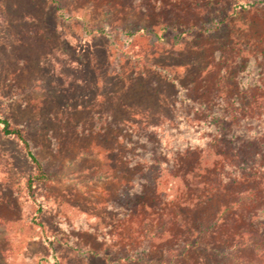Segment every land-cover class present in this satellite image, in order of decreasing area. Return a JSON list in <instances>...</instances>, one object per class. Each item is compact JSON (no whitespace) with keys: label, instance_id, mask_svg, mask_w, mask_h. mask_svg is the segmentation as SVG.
<instances>
[{"label":"rangeland","instance_id":"obj_1","mask_svg":"<svg viewBox=\"0 0 264 264\" xmlns=\"http://www.w3.org/2000/svg\"><path fill=\"white\" fill-rule=\"evenodd\" d=\"M148 80L172 96L207 85L191 94L204 107L199 128L182 125L194 112L186 92L173 111L142 93ZM0 105L47 175L30 196L37 169L0 125V264H137L126 257L148 241L144 223L130 220L138 183L150 189L148 206L171 201L148 208L157 242L192 237L195 264H264L263 181L215 190L209 168L186 188L172 172L178 141L209 139L221 107L237 115L241 165L264 149V0H0ZM167 117L183 132L177 140L166 138ZM156 133L170 162L149 171L142 159L156 151Z\"/></svg>","mask_w":264,"mask_h":264},{"label":"trees","instance_id":"obj_2","mask_svg":"<svg viewBox=\"0 0 264 264\" xmlns=\"http://www.w3.org/2000/svg\"><path fill=\"white\" fill-rule=\"evenodd\" d=\"M103 33L106 32L105 30H101ZM132 34V33H129ZM135 73V72H134ZM145 72H141V76H144ZM139 76L136 73L134 74L133 79H141L142 77ZM141 77V78H140ZM194 86V87H193ZM154 83L152 81L147 82V85H144V87H141L142 93H148V97L150 98H157L158 104L161 106H171L173 108V111H175L176 106H178L181 101H183L184 98L181 94L186 92L185 95L188 96L186 99L187 103L186 105L189 107H193V116L191 118H188L183 121V127L184 124L186 126L185 132H188V129L194 123L196 126L198 123L203 122L200 121L199 118H197V115L201 112V108L204 109L203 104L198 103L196 98H193L191 94L194 95V97L197 94H205V88L207 85H203L200 87H196L195 85H189L188 87H182V91H180V94L172 96L168 95L166 93L167 89L164 87V89H160L157 91L155 88ZM173 87H176V85H173ZM194 91V92H193ZM192 92V93H191ZM199 99V98H198ZM3 110V107L0 105V125L2 126V133L6 136H12L17 138L27 156L29 157L30 161L34 164L36 167V172L34 175H32L28 181H27V187H28V193L30 196L34 197V185L36 181L45 179L47 177L46 173L43 170V166L41 161L39 160L36 153L33 151L31 144L27 137L25 136L23 130L18 127L14 126L11 121L4 117L1 112ZM223 108L219 110L220 112H217L214 114V122H209L208 125L212 127L214 125L215 129L214 132L211 134H206V137H209V139H203L199 143H196L197 141L191 137V139H183L180 144H183L182 146L177 145V148L173 152L175 155V158L172 160L174 163L172 164V167L174 168L172 172L177 171V169H180V173H173L175 178H181L184 186L186 188L190 186H194L192 182H189L190 178L199 179L203 176V174H206L209 171V168H213L215 171V176L217 177V182L215 186L216 187H210L209 188H215V190L225 191L224 188H233L237 185H239L241 182H246V180H249V178L254 179H261L264 183V164H262V158L264 157V149L262 151H258L255 153V155H251L253 162L241 165V155L240 153H237V151L240 148V143L236 142L237 139L240 141V131L235 127L236 122L232 119L237 117V115H233L232 117H225L224 114H221ZM168 123H167V133H165L166 138L167 135H171L172 137H175V140H177L175 135L178 134V136H181L183 132L178 130V125L176 124L175 118L173 117H167ZM229 122V124H228ZM151 124V123H150ZM162 124V123H160ZM158 125V124H155ZM151 125V127L155 126ZM227 125H231L229 128ZM178 126V127H177ZM181 127V128H183ZM197 128H199L197 126ZM196 128V129H197ZM201 127L200 129H202ZM196 129L194 131H196ZM199 130V129H198ZM197 132V131H196ZM157 134V133H156ZM162 134H157V149L156 151H150L148 153L147 157H144L142 160H144V163L146 164V168H149V171L151 169L158 170L160 169L159 166H161L164 163H169V151L165 150L164 141L162 138ZM202 139V138H201ZM235 139V141H234ZM191 140V141H190ZM230 141L231 144L235 146L233 150H226L225 144L227 141ZM186 144V145H185ZM176 145V143H175ZM175 145H173L175 147ZM222 148L223 150L221 151ZM196 154L198 157V161L195 165H193L189 169L183 168L184 161L188 160L190 155ZM167 155V156H166ZM209 158H215L211 161L210 164H206L205 161ZM211 160V159H210ZM201 162V163H200ZM241 162V163H240ZM250 163V165H248ZM138 161L135 162L134 165H137ZM166 166V165H165ZM182 166V167H181ZM227 166L231 167L234 166L235 170L233 171H227ZM177 167V168H176ZM179 167V168H178ZM135 168V167H134ZM138 168V167H136ZM141 173L144 172V170L140 171ZM148 172V171H147ZM182 172H185V178L181 175ZM133 182V181H132ZM199 183V182H198ZM202 183V182H201ZM139 190L133 192V196H131V199L134 204L131 207L130 212V220L133 224L140 225L143 224V230L147 233L148 232V241L145 246V248L142 251H135V253H130L127 255L126 259L132 261L133 263L137 264H195L194 261L191 259L190 252L195 249L196 242H193L192 237L190 239H187L186 241H180L175 246H170L168 243L160 240L161 242H157L158 234L155 230L152 229L153 225V219L151 218V214L148 211L149 207H156L162 208L163 206H169L171 204V201L165 200L160 201L156 200L154 205H149L148 202L150 201L148 195V190H144L145 187L144 183H138ZM151 188V196H156V192L158 191V187L160 186L158 183L157 177L152 176L151 177V183L148 184ZM179 188L180 190L177 191V196L174 200H172V203L175 201H180L183 198L184 191L183 189L186 188ZM224 187V188H223ZM154 214V213H153ZM168 223L173 221L174 218L170 215L167 217ZM179 222L182 226H184L183 221L181 218H179ZM185 228V227H184ZM164 233L167 231L164 229ZM138 232V230H136ZM159 240V239H158ZM166 241H169L166 239ZM161 243L159 244L161 248H159V252H163V254L157 255L153 251L155 250L153 243ZM163 245V246H162ZM238 263V262H237Z\"/></svg>","mask_w":264,"mask_h":264}]
</instances>
